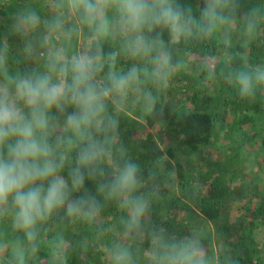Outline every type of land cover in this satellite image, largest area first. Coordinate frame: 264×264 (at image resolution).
<instances>
[{
  "label": "clouds",
  "instance_id": "clouds-1",
  "mask_svg": "<svg viewBox=\"0 0 264 264\" xmlns=\"http://www.w3.org/2000/svg\"><path fill=\"white\" fill-rule=\"evenodd\" d=\"M47 3L54 12L50 18L25 4L9 28L22 41L14 63L33 67H13L7 34L0 39V219L10 218L35 251L42 222L61 210L93 220L102 196L124 211L121 223L128 233L150 236L148 264H240L231 253H209L203 226L184 235L151 223V196L159 195L160 177L145 173L128 155L119 116L129 103H139L145 114L156 112L159 94L188 65L174 54L176 45L216 40L228 48L238 21L242 34L255 38L264 30V0L243 11L241 0H202L195 11L180 0ZM10 5L0 0V7ZM85 28L88 49L70 53L73 37ZM61 37L62 44L54 43ZM106 41L118 46L105 52ZM120 57L131 62L126 70L117 67ZM235 60L229 57L219 70L203 60L200 70L252 100L264 90V63L250 64L245 53L238 66ZM158 165L164 166L163 157ZM175 176V169L168 172L169 180ZM87 180L96 181L99 196L86 190ZM148 183L150 192H143ZM109 256L110 264H137L132 250L120 244ZM13 258L23 264L22 246L13 249Z\"/></svg>",
  "mask_w": 264,
  "mask_h": 264
},
{
  "label": "trees",
  "instance_id": "trees-1",
  "mask_svg": "<svg viewBox=\"0 0 264 264\" xmlns=\"http://www.w3.org/2000/svg\"><path fill=\"white\" fill-rule=\"evenodd\" d=\"M180 2L192 4L195 11L202 0ZM257 3L241 0L242 11ZM25 4L42 18L54 14L47 0H11L10 7H0V39L7 34L13 67L21 70L33 65L14 63L22 41L9 28L15 10ZM241 26L238 21L228 48L216 40L176 45L174 54L185 57L187 67L159 94L155 113L145 114L139 103L126 106L119 116L121 140L145 173L160 177L159 195L151 196L152 224L184 235L203 226L210 254L223 258L231 253L240 264H264V90L244 100L223 80L209 79L200 70L203 60L214 61L219 70L229 57H236L238 66L240 53L252 65L264 63V30L249 39ZM88 35L85 28L74 36L69 52L83 51ZM54 43L62 44L63 37ZM117 46V41H106L104 50ZM130 63L120 57L117 67L126 70ZM173 106L184 114L174 112ZM173 169L176 176L169 180ZM85 188L97 194L96 181L87 180ZM150 190V183L142 189ZM99 198L101 211L93 220L68 217L61 210L42 222L35 251L10 218L0 219V264H17L13 249L18 245L24 249L23 264H110L109 253L116 244L132 250L137 264H148L150 236L128 233L121 223L124 211L115 201Z\"/></svg>",
  "mask_w": 264,
  "mask_h": 264
},
{
  "label": "rangeland",
  "instance_id": "rangeland-1",
  "mask_svg": "<svg viewBox=\"0 0 264 264\" xmlns=\"http://www.w3.org/2000/svg\"><path fill=\"white\" fill-rule=\"evenodd\" d=\"M89 47V41L83 42V50H87Z\"/></svg>",
  "mask_w": 264,
  "mask_h": 264
}]
</instances>
